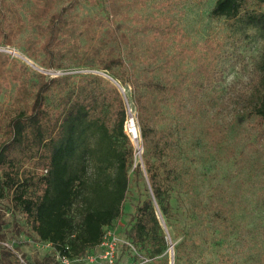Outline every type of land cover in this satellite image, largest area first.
Masks as SVG:
<instances>
[{
    "label": "rangeland",
    "instance_id": "rangeland-1",
    "mask_svg": "<svg viewBox=\"0 0 264 264\" xmlns=\"http://www.w3.org/2000/svg\"><path fill=\"white\" fill-rule=\"evenodd\" d=\"M216 2L98 0L92 5L87 0L0 1V21L14 22L16 35L12 47L0 45V54L27 67L28 88H34L37 74L48 80L71 77V87L96 76L113 83L106 74L124 83L125 91H119L126 116L128 105L135 113L140 150L125 122L124 133L134 157L129 164L123 213L104 227L99 246L83 256L66 258L68 264H172V260L173 264H264V128L242 110V102L262 89L264 29L252 25L250 17L264 13V3L247 0L239 18L229 22L212 16ZM60 13L80 25L82 33L68 43L76 45L74 52L63 58V68L46 70L40 66L45 60L41 47L46 38L39 31ZM86 19L96 22L90 28L93 34L81 25ZM207 41L217 43L219 51L214 60V82L203 93V113L181 118L171 97L168 105L161 106V114L151 119L172 142L163 161L175 176L170 184L173 212L166 230L168 248L154 256L147 244L135 245L128 238L138 206L151 195L133 98L145 92L137 83L145 75L163 85H177L201 61L210 60L204 49ZM90 47L98 48L99 53L93 54ZM100 64L110 69L100 71ZM9 71L10 65L0 68V146L9 140L10 117L19 106L18 84ZM59 97L57 88L47 94L49 108H57ZM116 142L115 152L130 147L123 138ZM152 160L156 162L154 157ZM90 164L100 166L96 158ZM108 165L114 174V157ZM138 165L139 175L135 170ZM0 264H67L51 244L31 230L10 195L0 197Z\"/></svg>",
    "mask_w": 264,
    "mask_h": 264
},
{
    "label": "trees",
    "instance_id": "trees-1",
    "mask_svg": "<svg viewBox=\"0 0 264 264\" xmlns=\"http://www.w3.org/2000/svg\"><path fill=\"white\" fill-rule=\"evenodd\" d=\"M87 1L92 5L98 2ZM246 3L247 0H217L211 14L232 22L239 18ZM113 7L117 9L116 4ZM250 19L252 25L264 29V13ZM13 24L0 21L1 46H13ZM95 24L92 19L81 23L90 34L94 33L90 28ZM40 30L39 34L46 38L41 47L45 60L40 66L46 70L62 69L63 58L74 52L76 45L68 43L82 33L80 25L60 13L54 14ZM89 49L93 54L99 53L96 47ZM204 49L210 60L201 61L177 85H163L145 75L137 82L145 92L133 98L151 195L138 206L128 238L135 245L147 244L154 256L162 255L168 248L166 230L173 212L170 184L175 176L173 168L163 161L172 142L166 132L156 129L151 119L161 114V106L168 105L171 97L179 117L191 119L203 113V93L214 82V60L219 51L214 41H207ZM7 65L11 79L18 84L19 106L10 117L9 140L0 146V197L10 195L13 206L26 215L31 230L62 257L83 256L103 242L104 227L123 213L129 164L134 157L124 133L127 116L123 97L113 83L97 76L71 87V77L48 80L37 74L31 90L26 83L27 67L0 54V68ZM109 69L110 66L100 64V71ZM261 79L262 89L242 102V110L264 128V72ZM53 88L60 91L55 109L47 104V94ZM118 138L125 139L130 147L115 152ZM110 157L115 158L114 174L108 165ZM94 158L99 167L90 164ZM135 170L139 175L141 166Z\"/></svg>",
    "mask_w": 264,
    "mask_h": 264
},
{
    "label": "built area",
    "instance_id": "built-area-1",
    "mask_svg": "<svg viewBox=\"0 0 264 264\" xmlns=\"http://www.w3.org/2000/svg\"><path fill=\"white\" fill-rule=\"evenodd\" d=\"M127 107H128V115H127L128 119L126 121V130H127L128 134H129V136H131V139L133 140V142H135L136 149L140 150V146H139L140 142L138 143L139 138H138V135L135 132V130L137 129L136 123H135V113H134L133 108L130 105H128ZM130 128L133 131H131ZM63 259L68 264L66 257H63Z\"/></svg>",
    "mask_w": 264,
    "mask_h": 264
},
{
    "label": "bare ground",
    "instance_id": "bare-ground-1",
    "mask_svg": "<svg viewBox=\"0 0 264 264\" xmlns=\"http://www.w3.org/2000/svg\"><path fill=\"white\" fill-rule=\"evenodd\" d=\"M15 56L21 58L22 60H24V62L26 61V62L32 64L30 60H28L26 57H24L21 54H15ZM105 76H106V78H108L109 80H111L118 88H121V90H123V92L125 91V88L118 81H116L115 79H113V78H111V77H109L107 75H105ZM131 131H133V130L131 129ZM135 132L138 135L137 129L135 130Z\"/></svg>",
    "mask_w": 264,
    "mask_h": 264
},
{
    "label": "water",
    "instance_id": "water-1",
    "mask_svg": "<svg viewBox=\"0 0 264 264\" xmlns=\"http://www.w3.org/2000/svg\"><path fill=\"white\" fill-rule=\"evenodd\" d=\"M115 86H116V85H115ZM116 87H117V86H116ZM117 88H118V87H117ZM118 89L121 91V93H123L122 90H121L120 88H118ZM173 263H174V260H172V264H173Z\"/></svg>",
    "mask_w": 264,
    "mask_h": 264
}]
</instances>
